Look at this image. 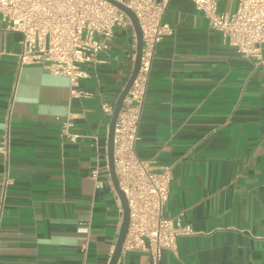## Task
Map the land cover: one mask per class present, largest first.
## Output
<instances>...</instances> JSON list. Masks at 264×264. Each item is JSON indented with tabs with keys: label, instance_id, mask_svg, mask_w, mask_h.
I'll list each match as a JSON object with an SVG mask.
<instances>
[{
	"label": "crops",
	"instance_id": "crops-1",
	"mask_svg": "<svg viewBox=\"0 0 264 264\" xmlns=\"http://www.w3.org/2000/svg\"><path fill=\"white\" fill-rule=\"evenodd\" d=\"M238 3L219 0V11ZM163 19L173 32L157 47L136 149L172 165L164 215L193 232L159 264H264V44L241 53L193 0H169ZM20 39L0 15V142L16 87L8 185L0 153V264H109L123 208L101 103H116L130 77L133 30L117 28L105 61L86 65L90 77L77 88L91 95L81 97L68 77L21 65ZM68 122L76 140L63 131ZM150 261L122 250L117 264Z\"/></svg>",
	"mask_w": 264,
	"mask_h": 264
},
{
	"label": "built area",
	"instance_id": "built-area-1",
	"mask_svg": "<svg viewBox=\"0 0 264 264\" xmlns=\"http://www.w3.org/2000/svg\"><path fill=\"white\" fill-rule=\"evenodd\" d=\"M137 15L143 33L138 73L124 99L114 131V164L120 188L125 192L130 210L125 250L146 251L149 264H159L165 249L174 250L181 235L193 229L179 218L164 215L173 179L172 165L155 166L151 159L138 155L136 143L146 100L152 63L162 39L173 32L164 21L169 0H118ZM198 10L210 20L211 27L245 55H254L264 44V0H239L233 13L219 11V0H193ZM1 20L7 30L21 34L22 64H39L48 72L68 77L75 97L90 92L77 88L90 77L86 65L103 63L99 54L107 51L117 28H131L128 15L109 0H0ZM135 54L133 57L135 58ZM13 92L7 114L6 132L0 142V153L6 158L5 185L10 182V117L15 100ZM115 103H101L103 113L112 116ZM64 133L76 140L78 132ZM98 173L93 170V176ZM88 232V227H85ZM86 248V247H85Z\"/></svg>",
	"mask_w": 264,
	"mask_h": 264
},
{
	"label": "water",
	"instance_id": "water-1",
	"mask_svg": "<svg viewBox=\"0 0 264 264\" xmlns=\"http://www.w3.org/2000/svg\"><path fill=\"white\" fill-rule=\"evenodd\" d=\"M116 6H118L121 10H123L128 17L130 18L133 28L136 34V54H135V60H134V66L132 69V72L130 74V77L128 81L126 82L124 88L122 89L120 95L118 96L113 114L111 116L110 125H109V133H108V161H109V168L111 173V178L114 184V187L120 197L122 208H123V218L120 225V231L118 235V239L114 248V251L112 253L111 259L109 261V264H117L118 260L121 256L122 250H123V244L126 238V234L128 232L129 228V222H130V210H129V204L128 199L126 197L125 192L120 188L117 174L115 171V164H114V131H115V124L118 117V114L123 106L124 99L133 83V80L135 79L139 66H140V60H141V54H142V46H143V33L140 26L139 19L135 12L122 2L118 0H109Z\"/></svg>",
	"mask_w": 264,
	"mask_h": 264
}]
</instances>
